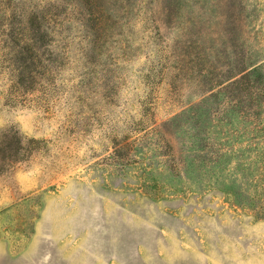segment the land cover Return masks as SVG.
Segmentation results:
<instances>
[{
	"label": "rangeland",
	"instance_id": "374dc122",
	"mask_svg": "<svg viewBox=\"0 0 264 264\" xmlns=\"http://www.w3.org/2000/svg\"><path fill=\"white\" fill-rule=\"evenodd\" d=\"M2 132L0 264H264V0H0Z\"/></svg>",
	"mask_w": 264,
	"mask_h": 264
},
{
	"label": "trees",
	"instance_id": "16d2710c",
	"mask_svg": "<svg viewBox=\"0 0 264 264\" xmlns=\"http://www.w3.org/2000/svg\"><path fill=\"white\" fill-rule=\"evenodd\" d=\"M42 20H47L48 21V25L47 26H44V30L41 34V38H43V40H45V47H49V45L51 44V42H53L52 38H53V33H52V29L53 27H51V30L49 28V25H51L52 23L55 24V21L53 20L52 17H49V15L47 17H42ZM28 37V36H27ZM29 41H30V48H29V51L32 52L35 50V46L33 44V41H35V34L33 32L30 31V36H29ZM37 56L36 55H29L26 59H23L24 60V67H25V70L27 71V75L29 76H32V73L34 72L35 73V68H40L42 69L43 71V66H41L42 62L36 60ZM26 60L27 63L25 62ZM261 67H255L253 66L251 70H242V69H239V72H238V80H236V84H238L239 86H242V85H245V84H248L249 82V79L250 77L252 76V72L254 73H259L260 72V69ZM31 74V75H30ZM260 76V75H259ZM261 77V76H260ZM32 78V77H30ZM31 80V79H30ZM23 82V80H22ZM22 82H18L17 84L18 85H21ZM249 111V110H248ZM252 116V115H251ZM249 112H248V115L245 114V117H244V120L246 122H248L249 118L251 117ZM2 136V138H7L6 134L5 133H1L0 134ZM17 142H20L18 141L17 139ZM256 182H258V180H256ZM257 200L260 202L258 204H251L254 208V213H255V216L258 217V218H261L264 220V188H261L260 189V193H258L257 195Z\"/></svg>",
	"mask_w": 264,
	"mask_h": 264
}]
</instances>
